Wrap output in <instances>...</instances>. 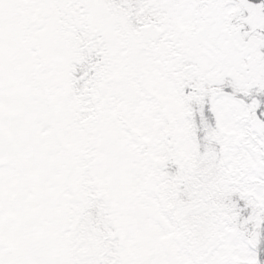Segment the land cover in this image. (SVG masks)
Listing matches in <instances>:
<instances>
[{"label":"snow or ice","instance_id":"6c2138e0","mask_svg":"<svg viewBox=\"0 0 264 264\" xmlns=\"http://www.w3.org/2000/svg\"><path fill=\"white\" fill-rule=\"evenodd\" d=\"M0 264H264V0H0Z\"/></svg>","mask_w":264,"mask_h":264}]
</instances>
